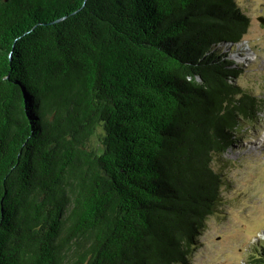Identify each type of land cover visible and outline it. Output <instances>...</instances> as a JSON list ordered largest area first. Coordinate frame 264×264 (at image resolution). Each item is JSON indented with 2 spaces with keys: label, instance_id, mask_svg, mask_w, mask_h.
Returning a JSON list of instances; mask_svg holds the SVG:
<instances>
[{
  "label": "trees",
  "instance_id": "1",
  "mask_svg": "<svg viewBox=\"0 0 264 264\" xmlns=\"http://www.w3.org/2000/svg\"><path fill=\"white\" fill-rule=\"evenodd\" d=\"M248 26L235 0H0V264H187L260 112L219 57Z\"/></svg>",
  "mask_w": 264,
  "mask_h": 264
},
{
  "label": "rangeland",
  "instance_id": "2",
  "mask_svg": "<svg viewBox=\"0 0 264 264\" xmlns=\"http://www.w3.org/2000/svg\"><path fill=\"white\" fill-rule=\"evenodd\" d=\"M235 2L249 26L234 48L221 45L219 57L239 73L234 81L259 101L260 112L212 164L222 180L220 197L187 264H247L264 243V0ZM101 135L98 127L89 148L102 151Z\"/></svg>",
  "mask_w": 264,
  "mask_h": 264
}]
</instances>
